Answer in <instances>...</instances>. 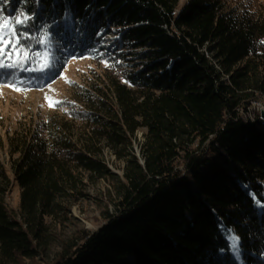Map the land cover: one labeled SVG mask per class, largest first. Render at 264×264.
I'll return each mask as SVG.
<instances>
[{"label": "trees", "instance_id": "16d2710c", "mask_svg": "<svg viewBox=\"0 0 264 264\" xmlns=\"http://www.w3.org/2000/svg\"><path fill=\"white\" fill-rule=\"evenodd\" d=\"M20 11L29 37L49 26L51 47L32 51L52 53L53 74L100 50L112 70L61 101L63 115L8 135L0 264H264V120L247 118L264 98V0H0V15ZM106 147L125 161L115 212L47 259L49 219L86 195L85 177L112 174ZM15 186L19 209L5 199Z\"/></svg>", "mask_w": 264, "mask_h": 264}, {"label": "rangeland", "instance_id": "374dc122", "mask_svg": "<svg viewBox=\"0 0 264 264\" xmlns=\"http://www.w3.org/2000/svg\"><path fill=\"white\" fill-rule=\"evenodd\" d=\"M187 0H180V7ZM114 37V36H113ZM111 37L101 42L104 47L112 48ZM47 48L43 49L42 53ZM112 62L102 55V51L92 54L74 53L69 56L67 62L57 74H53L50 68L39 75L32 76L34 71H27L26 77L17 78L14 83L0 81V140L4 146H0L1 158L9 164L7 152V137L15 129L28 122L46 120L53 115H63L65 108L58 106L65 99L77 101L79 93L86 87L101 80L105 73H109ZM132 68V64L125 63L122 67ZM19 88L20 91L14 90ZM47 96V99H46ZM51 105V106H50ZM264 109V98L254 101L249 108V115L255 117V113ZM259 118L260 112H259ZM137 140L134 142V150L139 155L140 142L143 140V131L136 133ZM112 174L106 177H85V196L70 205V212L60 218L49 219L48 245L45 247L47 259L54 258L61 249V241L73 237L80 230L95 231L103 224L109 213H114L118 200V184L124 176L125 161L116 158L111 150L106 147L104 156ZM9 166V165H8ZM6 201L12 208L20 207V188L15 186ZM28 264H32L26 260ZM38 260L34 264H42ZM13 264V263H7Z\"/></svg>", "mask_w": 264, "mask_h": 264}, {"label": "snow or ice", "instance_id": "6c2138e0", "mask_svg": "<svg viewBox=\"0 0 264 264\" xmlns=\"http://www.w3.org/2000/svg\"><path fill=\"white\" fill-rule=\"evenodd\" d=\"M5 3H7V0H5ZM33 18L32 15H28L23 11L18 12L15 16L0 15V75H14V72L6 73L4 70L23 68V65L29 61L36 63L37 68H23L24 71L43 72L51 67L53 55L50 51H44L43 53L32 51L33 41L51 47L49 26H43L39 39L28 36L25 26ZM14 90L20 91L19 88ZM227 232L229 233L227 239L230 241V248L238 255L239 237L231 234V229H228Z\"/></svg>", "mask_w": 264, "mask_h": 264}, {"label": "water", "instance_id": "95a60500", "mask_svg": "<svg viewBox=\"0 0 264 264\" xmlns=\"http://www.w3.org/2000/svg\"><path fill=\"white\" fill-rule=\"evenodd\" d=\"M260 117H261V119L262 120H264V109L262 108V109H260Z\"/></svg>", "mask_w": 264, "mask_h": 264}, {"label": "bare ground", "instance_id": "6f19581e", "mask_svg": "<svg viewBox=\"0 0 264 264\" xmlns=\"http://www.w3.org/2000/svg\"><path fill=\"white\" fill-rule=\"evenodd\" d=\"M111 37H113V36L111 35ZM254 118H255V117L249 115V118H248V119H249V120H254Z\"/></svg>", "mask_w": 264, "mask_h": 264}]
</instances>
